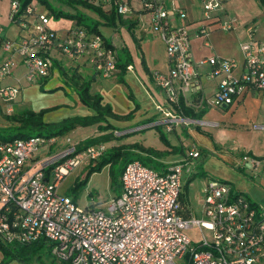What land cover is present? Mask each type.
I'll use <instances>...</instances> for the list:
<instances>
[{"label": "built area", "instance_id": "2783aa9c", "mask_svg": "<svg viewBox=\"0 0 264 264\" xmlns=\"http://www.w3.org/2000/svg\"><path fill=\"white\" fill-rule=\"evenodd\" d=\"M82 1L121 17L142 33L154 32L165 42L170 71L156 72L154 80L165 93V102L156 108L164 115L168 131L173 130V122L185 120L178 111L181 97L190 91L199 99L196 107H226L248 92L264 89V40L257 38L255 25L246 28L242 62L218 55L197 62L188 12L178 4L181 0H172L171 7L168 0ZM9 5L8 19L12 22L24 23L27 15L34 18L29 36L2 41L8 54L21 57L29 82L50 76L56 55H87L102 78L117 74L119 48L113 40L109 42L103 34L80 24L60 37L51 27L50 15L39 12L33 1L27 7L22 0H10ZM202 5L203 22L195 36L208 40L211 31L206 22L216 18L225 32L238 25L235 16L222 18V0H202ZM1 16L0 40L4 35ZM203 65L212 68L206 74L209 79L220 77L212 96L203 93L198 69ZM13 66L11 58L0 66V100L8 113L14 112L21 93L20 86H2ZM62 140L55 135L34 134L0 141V241L24 245L45 240L57 264H261L264 207L235 192L229 182L209 181L201 203L203 217L186 216L180 195L184 189L183 168L189 161L159 171L135 159L124 167L121 194L111 200L107 211L101 207L85 209L57 188L79 165L102 159L108 145L99 142L79 149V142L74 144L69 138L60 146ZM49 146L52 151L47 156L35 158L37 150ZM190 155L191 159L201 156L197 148ZM244 160L255 167L260 165L259 159L250 154ZM37 163L40 168L30 175ZM195 227L202 232L198 242L186 232Z\"/></svg>", "mask_w": 264, "mask_h": 264}, {"label": "crops", "instance_id": "0c3cea01", "mask_svg": "<svg viewBox=\"0 0 264 264\" xmlns=\"http://www.w3.org/2000/svg\"><path fill=\"white\" fill-rule=\"evenodd\" d=\"M222 1L224 5V9L220 13L223 15L222 18L226 19L229 16H235L238 20V25L234 29L230 30V32H225L220 28L219 20L217 18L214 21L206 22L208 29L211 31V34L208 37L210 42L202 35L195 36L193 34L203 22L202 0H198L201 5L200 11H196L195 8V3L198 4L197 0L179 1V5L182 6L186 12H188L187 23L191 28L192 51L194 59L197 62L202 60L204 57H213L217 55L227 58L236 57L240 62H242L243 53L241 52V43L245 42L247 39L246 28L249 25L257 26V38L264 40V3L262 0ZM9 4L10 0H0V14H2L1 23L4 28L6 26L10 27L11 24H18L20 28L18 30L19 37H9L3 35L2 40H0V66L8 58H11L14 62L11 74L3 81L2 86H20L22 92L19 94L15 103L18 113L19 111L22 112V110L26 111L33 108L38 111L51 108V110L46 113V116L49 118L46 122H55L53 121V117L55 118L54 115L62 112V110H65L66 108L71 109L73 112L71 116H67V118L75 117L76 115L90 116V114H93V109L81 102L76 88L73 95L77 94V98L74 95L75 100H72L67 89H65L60 82L58 83L59 86L56 90H54V95L49 97L46 100V103H43L44 105L39 104L37 101L40 98L37 90H40V87L42 86V79H38L35 83L37 86L33 88V90L36 94L27 95V93H25L24 89H32L30 87L34 84V82L31 84L27 80L25 76L27 67L24 62H22L21 57L18 54H8L2 46V41L5 39H16L29 36L34 30V18L32 15L25 16L26 21L24 23L27 25L21 22H12L8 19V13L10 10ZM33 4L37 6V10L39 12H45L42 10L39 2L33 0ZM115 29H118V25ZM142 35V39L144 37L146 38L147 32H144ZM111 37L115 43L113 36ZM207 42H209L210 45H207ZM144 43L145 49L143 44L141 45L143 48L141 56L139 54H137L138 57L136 55H131V57L130 55H127L128 57L123 59L124 62L120 58L117 74L111 77V79L118 80L122 79L124 75L129 76L131 83L137 84L143 91H145L146 95L149 94L148 97L151 99L153 98L155 100V105H157L165 102V93L158 85L155 84L154 74L160 71H170L169 57L166 53L165 42H163L160 36H155V39L152 42L145 41ZM154 47L155 49H153ZM121 48L124 49L125 46H122ZM60 56L61 55H56L58 58H60ZM73 57H77V55H74ZM139 57H141V60ZM130 65H133L131 70L128 69V66ZM203 66L205 68L202 66L198 67L201 74L200 80L203 83V93L206 96H212L216 91L220 77L213 80L209 79L206 74L212 68L208 65ZM150 67L156 68L155 72L152 70L153 68ZM18 70H20L21 73L16 74ZM92 70L93 73H91V79L93 81H96L99 78L102 80L104 79L93 68ZM57 77H59V75ZM175 84L177 87L180 85L177 83ZM182 98L184 100L183 105L186 106L187 109H191L193 113L191 116H188L186 113L179 110V115L185 118V120L177 121V123L173 122V130L170 132L175 131L177 134H179V131L182 133H188L187 135L192 136L193 139L191 151L193 148H197L201 154L203 151L207 150L214 156V158L215 156L218 157V159H215L218 162L217 164H229L231 168L229 175L224 176H222V174L227 172L226 168L223 165L220 166L219 164L220 168H222L220 173V176L222 177H218L229 180V182L232 183V188L235 192L247 195L251 201L261 207H264V89L260 92H248L245 97L236 101L233 105L226 107H212L208 105H205L204 107H196V103L199 102V99L196 94L191 93V91L185 96H182ZM0 106H2L3 109L6 108L1 100ZM163 119V114L160 116H154L151 120H149L150 122L148 124L144 126H136L133 129L148 128L149 126H152L151 124L157 125L158 122L160 126L163 125V127L167 128L163 123ZM125 129L128 130V128ZM77 130L78 129H76V131ZM82 138L87 139L89 138V135ZM135 143L139 142H126L125 144L129 145ZM143 145L145 147H149L146 144ZM159 151L161 150L159 149ZM134 152L139 151L135 150ZM249 154L259 159L260 165L258 167H255L244 160V156ZM179 161H181V159H176L174 161L166 160L161 162L163 165L162 170L164 171L168 166L178 163ZM215 171L219 173L220 169ZM186 194L189 204L192 203V199H196L198 204L197 209L201 213L198 215V212H196L195 208L193 209V207H191L192 204H190V206H187L190 216L203 217L201 203L204 191L202 194L195 195V197L191 196L190 191ZM11 264L22 263L16 260L11 261ZM55 264H57V262H55ZM261 264H264V255L261 258Z\"/></svg>", "mask_w": 264, "mask_h": 264}, {"label": "rangeland", "instance_id": "374dc122", "mask_svg": "<svg viewBox=\"0 0 264 264\" xmlns=\"http://www.w3.org/2000/svg\"><path fill=\"white\" fill-rule=\"evenodd\" d=\"M36 2L38 1L36 0ZM48 3H50V5L56 10L61 9L65 14H79V11L81 14L88 17L87 20H84L83 18L82 20H80V18L77 16L70 17L65 14L56 17L53 11L46 4H41L42 10L47 12L50 15V18H52L51 27L58 33V36H66L68 30L70 28H73V26L75 25H79L80 21L81 25L85 27L89 25L92 26L97 23L98 28L103 33V35L108 38H112L111 36H113L115 43L119 48V58H121L122 61L123 59L128 57L127 55H130L131 57V55L137 56V54H139L141 56L143 51L141 45L143 44L145 49L144 42H152L155 39V36H157L156 33L149 31L147 32L146 38L144 37L142 39L141 37L143 36V33L139 28L136 29L135 27H132L133 29H128L127 26H125V24H123L120 20L117 24L118 29H115L116 26L107 24L103 17L97 14L94 9H90L88 7L85 8L82 5L71 7L56 0H48ZM168 4L171 7L172 0H168ZM195 4L194 5L196 11H200L201 5L199 4V2L198 4L200 7L197 3ZM19 29L20 28L18 24H11L10 27L6 26L4 28L3 34L4 36L9 37H19ZM122 46H125V48L122 49ZM154 46L156 47L155 44ZM155 47L153 49H155ZM139 59L141 60V57H139ZM54 60L55 65L54 70L52 71L53 76L51 73L50 76L46 78H38L43 80L40 90H37L39 93L38 95L40 96L37 101L41 105H44L43 103H46V100L54 95V90H56V88L59 86V82L64 86L65 89H67L70 98L72 100H75L74 95L77 98V94L73 95V92H75L77 83H87L92 77L91 73H93V64L90 62V59H88L87 55L80 54L77 55V57L61 55L60 58L56 57ZM74 67L77 68L74 69ZM150 68H153L152 70L155 72L156 68ZM203 68L205 67L203 66ZM75 72H77V74L82 77H78ZM17 73H21L20 70H18L16 74ZM58 75L59 77H57ZM32 82H34V84H32ZM32 82H30L32 84L30 88L32 89H24L27 95L36 94L33 90V88L37 86L35 84L36 81ZM91 87L92 93L95 91L94 93H98L102 96L103 101L110 103L112 111L110 113H105L106 120L103 122L94 123L89 126H79L77 127V131L74 130L73 132H69L68 135L63 137L60 146L66 145L65 141H67L68 138L74 144H77V142H81V144H83L84 140H86L85 138H82L84 136L89 135V137H99L114 132L115 136L113 135V139L104 142L108 145L106 154L112 153L113 147L120 146L121 144L126 145V142L134 141L141 144H146L156 150H161L159 156L148 155L146 152L140 150H138L139 152H133L135 154L134 156L133 153H122L119 157L120 163L121 161L130 158V156L137 158L139 157L138 159H141L148 167L151 166L156 170L163 171V165L161 164V162L163 161H174L176 159H181V161L179 162H183L185 160H188L189 162H187V164L183 168L184 172L182 176V184H184L185 193L183 196L184 198H186L187 206H190V204H192L191 207H193V209L195 208L196 212H198V215H200L201 213L197 209L198 204L196 202V199H192V203L189 204L186 193L190 191L191 196L194 197L195 195L202 194L204 189L208 185V182L214 179L229 182V180L221 179L220 177L229 175L231 169L230 165H226V163H219L220 166L223 165L227 171L225 172V174H222V176H220L222 168H220L219 164H217V160H215L218 159V157L215 156L214 158V156L211 155L209 151H203L200 157H192L191 159L190 152L193 145L192 136L187 135L188 133H182L180 131L178 132L179 134H177L175 131L170 132L167 130V128L163 127V125L156 126L155 124H151L152 126H149L148 128L134 129V131L132 132L125 133L128 132L129 129H133L136 126H144L148 124L150 122L149 120H151L154 116L161 115V113L157 111L155 100L153 98H149V94L146 95L145 91H143L137 84L131 83L129 76L124 75L123 79L118 80L111 79V77L106 79L104 78L103 80L99 78L98 80L91 82ZM28 110L38 111L34 108ZM70 111L71 109L66 108L65 110H62V112L55 114V118L53 117V121H55L54 123H60L63 119L67 118V116H71L73 112ZM22 112L24 111L22 110ZM15 113H18L17 108H15L13 113H8L6 112V108L3 109V107L0 106V129L5 130L6 127L19 125L18 123L12 122L8 118L9 116H13ZM43 118H45V121L49 119L46 114L43 116ZM108 123L111 126H108L106 128L105 125ZM100 126H105V129H99ZM125 128H128V130ZM13 132H15V130H11V133ZM117 132L125 134L118 135ZM160 132H163V134H161ZM8 133V131H5L4 134ZM161 135H164L166 140H162ZM66 137L68 138L65 140ZM53 149L55 151L57 150L56 147H54ZM51 151L52 148L50 146L41 148L36 151L35 158L43 159ZM98 163L99 162H93L92 165H79L60 183L59 187L57 188L58 192L62 195L66 194L72 196L73 198H75L74 200L78 202L79 206L85 209L101 207L105 211H107L109 204L112 202L111 200L121 194L122 187L119 184H114L113 182L111 172L112 163H107V165H105L101 170L94 171L93 174H91L86 179L88 172L94 165ZM118 166L119 165L115 163L113 165L112 171L120 179L121 172H119ZM39 168L40 163H37L35 168L30 171V175L35 174ZM218 169H220L219 173L215 171ZM83 179H85V182L80 185L79 190L76 192L74 187L79 181ZM229 183L232 185L231 182ZM187 185H189V190L186 189ZM186 232L195 242L201 241L202 232L199 227L187 229ZM205 233L208 237H210V232L208 230H205ZM43 258L44 262L36 261L34 262V264H55L56 262L49 256H45ZM0 260H3V252L1 251V249Z\"/></svg>", "mask_w": 264, "mask_h": 264}, {"label": "trees", "instance_id": "16d2710c", "mask_svg": "<svg viewBox=\"0 0 264 264\" xmlns=\"http://www.w3.org/2000/svg\"><path fill=\"white\" fill-rule=\"evenodd\" d=\"M32 1L33 0H22V4L24 5V7H27L29 3ZM37 1L40 4H46L53 11L56 17L62 14H65L61 9L56 10L55 8H53L50 5V3H48V0H37ZM56 1L63 3V4H67L71 7L82 5L85 8L88 7L90 9H94L97 14L103 17V19L106 21L107 24H112L114 26H117L118 21L120 20L123 24L127 25L129 29L134 27L132 23H129V22L127 23V21H124V19H122L121 17L118 18V16L113 13H106L101 8H98L88 3L87 1H82V0H56ZM262 1L264 3V0ZM78 13L79 14H72V15L65 14V15L70 16V17L77 16L80 18V20H82V18L84 20H87L88 17L84 16L79 11ZM79 23L81 25V21ZM87 27L91 31L97 32L99 34H103L99 30L97 23H95L92 26L89 25ZM106 38L108 39L109 42L110 40H112V38H108V37ZM74 69L76 68L74 67ZM75 74L78 77H82V76H79L77 72H75ZM92 81L93 80L90 79L87 83L82 84L81 82H79L76 85V90L79 94V98L81 102H83L89 108H92L94 111V113L90 114V116L76 115L75 117L65 118L60 123H54V122H46L45 118H43V116L46 113H48V111L51 108L42 109L40 111L27 110L24 112H19L17 114H14L13 116L8 117L12 122L18 123L19 125H12V126L6 127L5 130L0 129V141H6V140H11V139L20 138V137H30L34 133L45 135L47 137L55 135V136H59V138H63L64 136L68 135L69 132H73L74 130H76L77 127L79 126H89L94 123L105 121L106 120L105 113L106 112L110 113L112 111V108H111L110 103H105L103 101V98L100 94L91 92V89H92L91 82ZM183 104H184V100L182 98L181 99V105H182L181 112L186 113L188 116H191V114L193 113L192 110L187 109V107L184 106ZM105 126L107 128L108 126L110 127L111 125L108 123ZM105 126L104 127L100 126L99 129L101 130L105 129ZM11 130H15V132L11 133ZM5 131H8L9 133L4 134ZM160 133L163 134V132H160ZM113 135H114V132L110 134H106L105 136H99V137L91 136L87 138L86 140H84L83 144L79 142L78 148L82 149L94 143L110 141L113 139ZM161 138L162 140L163 139L166 140L164 135H161ZM135 150H140V151L146 152L148 155H154V156H159L161 153L159 150H156L150 146L145 147L141 143L120 145V146L113 147L112 153L105 154L103 157H101L102 159L98 161L99 163L94 165L91 168V170L88 172L86 179L91 174H93L94 171L101 170L105 165H107V163H112L111 172H112L113 182L114 184H117V185L119 184L121 186V177L119 179L118 176L112 171L113 165L115 163L119 165L118 170L119 172H121V175H122L123 173L122 171L124 167L127 165V163L139 158V157L138 158L133 157L135 155L133 153ZM126 152L133 153V156H130V158L125 159L121 161L120 163L119 157L121 156L122 153H126ZM84 182H85V179L79 181L76 184V186L74 187L76 192L79 190L80 185ZM188 186L189 185L186 186V189L189 188ZM184 194L185 193L183 189L180 195L181 202L184 208L183 212L186 216H189L190 212L188 211L186 198H184L183 196ZM253 204L256 205V203L254 202ZM0 249L3 252V260H0V264H11V261L13 260H17L18 262L22 264H34V262L36 261L44 262L43 257L45 256H49L53 260L52 255H51V246L48 245V243L45 240H39L38 242H34L31 244H24V245L16 244V243L8 245L0 241Z\"/></svg>", "mask_w": 264, "mask_h": 264}]
</instances>
